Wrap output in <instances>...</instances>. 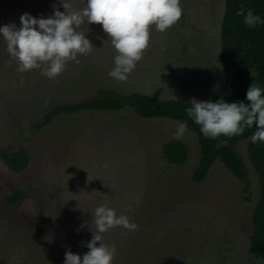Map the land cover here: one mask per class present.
Listing matches in <instances>:
<instances>
[{"label": "rangeland", "instance_id": "obj_1", "mask_svg": "<svg viewBox=\"0 0 264 264\" xmlns=\"http://www.w3.org/2000/svg\"><path fill=\"white\" fill-rule=\"evenodd\" d=\"M71 2L75 9L86 6V0ZM54 5L65 11L60 0H0V26H19L24 13L47 18ZM181 7V18L166 31L151 27L148 48L123 82L108 75L116 50L101 24L85 20L78 31L93 52L68 62L54 79L39 69L18 72L0 39V149L29 155L21 172L0 155V264H64L68 250L82 257L95 231L92 211L101 204L139 225L103 234L118 250L114 264H264L250 251L260 186L248 140L239 144L250 170L245 191L220 159L206 180H193L201 150L189 128L181 138L189 160L165 159L163 146L176 139L177 120L146 119L129 107L81 110L32 130L56 105L96 97L101 87L182 101L212 98L225 82V0H181ZM16 189L22 195L8 202Z\"/></svg>", "mask_w": 264, "mask_h": 264}, {"label": "clouds", "instance_id": "obj_2", "mask_svg": "<svg viewBox=\"0 0 264 264\" xmlns=\"http://www.w3.org/2000/svg\"><path fill=\"white\" fill-rule=\"evenodd\" d=\"M60 5L65 11L54 5V14L47 18L24 13L19 26L15 23L0 26V39L6 41V50L17 62L18 72L39 69L42 75L54 79L68 62L78 63V56L91 54L92 42L78 31L86 20L88 24H101L116 50L108 75L126 81L149 46L151 27L164 32L182 16L181 0H86L82 9H75L71 0H60ZM244 23L253 27L264 23V19L249 14ZM246 99L249 103L202 101L194 97L185 111L200 126L205 138L234 137L254 127L252 143H264V87L254 82L246 92ZM187 130V121H179L174 138H183ZM92 224L95 231L90 229L93 238L86 244L89 251L82 257L66 251L64 264H114L118 250L114 244L104 242L103 234L116 228L139 229L128 216L118 215L105 204L92 211Z\"/></svg>", "mask_w": 264, "mask_h": 264}, {"label": "trees", "instance_id": "obj_3", "mask_svg": "<svg viewBox=\"0 0 264 264\" xmlns=\"http://www.w3.org/2000/svg\"><path fill=\"white\" fill-rule=\"evenodd\" d=\"M249 14L259 15L264 19V0H225L220 51V64L225 74V82L209 99L211 101L249 103L246 99L249 86L255 82L264 87V23L249 27L244 23V18ZM190 105L191 101L163 99L141 92L125 93L116 88L101 87L98 88L96 97L78 103L56 105L45 114L42 121L34 123L32 130H40L53 118L64 113L71 114L81 110L113 112L127 107L146 119L162 117L177 121L186 120L188 128L197 134L201 150L200 162L194 170L193 180L197 183L206 180L211 168L217 159H220L236 178L245 183V191L250 190V170L239 144L248 140V158L258 175L260 186L252 214L250 251L256 258L264 260V143H252L250 137L255 131L254 127L234 137L221 135L215 139L205 138L200 126L193 123L185 111ZM0 155L7 166L16 172L23 171L29 163V155L24 149L13 151L9 147L1 148ZM163 155L169 163L184 164L189 160L190 148L184 140L172 139L164 144ZM22 193L18 189L14 190L13 194L7 197V201L15 203Z\"/></svg>", "mask_w": 264, "mask_h": 264}]
</instances>
